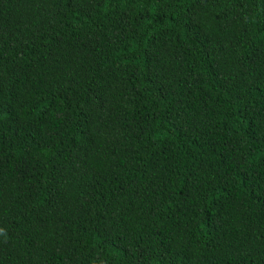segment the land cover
<instances>
[{
	"label": "trees",
	"instance_id": "trees-1",
	"mask_svg": "<svg viewBox=\"0 0 264 264\" xmlns=\"http://www.w3.org/2000/svg\"><path fill=\"white\" fill-rule=\"evenodd\" d=\"M0 264H264V0H0Z\"/></svg>",
	"mask_w": 264,
	"mask_h": 264
}]
</instances>
